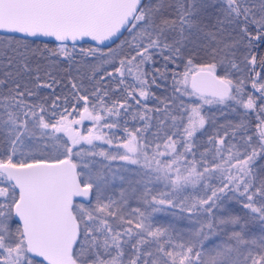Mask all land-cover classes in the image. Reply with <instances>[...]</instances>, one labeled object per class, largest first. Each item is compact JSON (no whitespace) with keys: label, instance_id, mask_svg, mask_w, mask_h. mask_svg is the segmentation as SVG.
<instances>
[{"label":"snow or ice","instance_id":"snow-or-ice-1","mask_svg":"<svg viewBox=\"0 0 264 264\" xmlns=\"http://www.w3.org/2000/svg\"><path fill=\"white\" fill-rule=\"evenodd\" d=\"M0 264H264V0H0Z\"/></svg>","mask_w":264,"mask_h":264},{"label":"trees","instance_id":"trees-1","mask_svg":"<svg viewBox=\"0 0 264 264\" xmlns=\"http://www.w3.org/2000/svg\"><path fill=\"white\" fill-rule=\"evenodd\" d=\"M89 126H90V122L85 120L84 121V125L81 128V130L83 131L84 129H86ZM126 175H131V174H126ZM119 183L120 182L118 181L117 185H119ZM125 187H127V185H125ZM116 191H117V194H118V192H119V188L118 187H117ZM157 217L162 219L164 222H166V223H164L165 226H167L169 223H176L178 226H185L187 224V221H178L176 218H174L172 216H168V215L162 214V213H158Z\"/></svg>","mask_w":264,"mask_h":264},{"label":"rangeland","instance_id":"rangeland-1","mask_svg":"<svg viewBox=\"0 0 264 264\" xmlns=\"http://www.w3.org/2000/svg\"><path fill=\"white\" fill-rule=\"evenodd\" d=\"M116 183H118V181H117ZM162 214H163V213H162ZM156 215L158 216V213H157ZM158 223H159V224H162V225H165L164 223H166V222H164L162 219L158 218ZM167 224H168V223H167Z\"/></svg>","mask_w":264,"mask_h":264}]
</instances>
